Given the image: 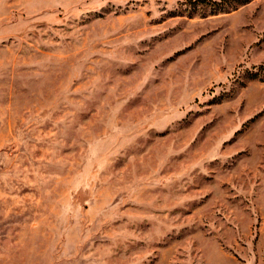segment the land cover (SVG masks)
<instances>
[{
	"label": "rangeland",
	"instance_id": "374dc122",
	"mask_svg": "<svg viewBox=\"0 0 264 264\" xmlns=\"http://www.w3.org/2000/svg\"><path fill=\"white\" fill-rule=\"evenodd\" d=\"M0 264H264V0H0Z\"/></svg>",
	"mask_w": 264,
	"mask_h": 264
}]
</instances>
